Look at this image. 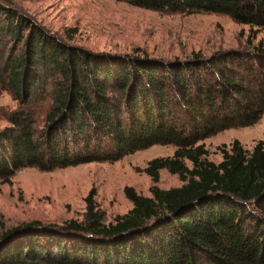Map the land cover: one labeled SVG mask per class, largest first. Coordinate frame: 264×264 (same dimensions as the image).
I'll list each match as a JSON object with an SVG mask.
<instances>
[{"label": "trees", "instance_id": "trees-1", "mask_svg": "<svg viewBox=\"0 0 264 264\" xmlns=\"http://www.w3.org/2000/svg\"><path fill=\"white\" fill-rule=\"evenodd\" d=\"M166 13H215L264 28V0H120ZM17 107L0 129V181L16 171L112 162L152 145L150 196L104 223L91 189L84 219L32 221L0 236V264H264V145L235 139L218 163L200 140L264 113V44L184 60L70 45L0 0V93ZM191 162L188 167L185 161ZM177 187L157 186L159 171ZM254 208L249 209V205Z\"/></svg>", "mask_w": 264, "mask_h": 264}, {"label": "rangeland", "instance_id": "rangeland-1", "mask_svg": "<svg viewBox=\"0 0 264 264\" xmlns=\"http://www.w3.org/2000/svg\"><path fill=\"white\" fill-rule=\"evenodd\" d=\"M3 2L66 43L92 52L184 60L197 52L207 57L218 51H253L264 44V28L237 23L223 14L158 12L120 0ZM16 107L9 93H0V129L8 125L5 114ZM235 139L247 150L258 141L264 145V113L250 126L224 129L197 144L208 150V160L218 163L222 158L219 147L224 144L228 148ZM174 150L173 145L156 144L112 162H88L48 171L22 168L12 176L11 183L0 181V236L32 221L57 227L69 220L82 221L85 197L91 189L104 223L111 222L132 207L124 187L150 196L153 182L141 169L150 159L171 156ZM185 163L192 167L190 161ZM156 184L168 189L183 182L177 174L161 169Z\"/></svg>", "mask_w": 264, "mask_h": 264}]
</instances>
